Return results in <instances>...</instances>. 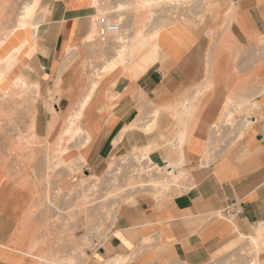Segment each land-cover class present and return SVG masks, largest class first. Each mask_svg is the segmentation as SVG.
<instances>
[{"label":"crops","instance_id":"1","mask_svg":"<svg viewBox=\"0 0 264 264\" xmlns=\"http://www.w3.org/2000/svg\"><path fill=\"white\" fill-rule=\"evenodd\" d=\"M92 1L41 0L46 13L39 30H22V36L20 32L12 35L1 48L4 58L19 49L5 70L6 86L23 79L49 97L61 75L57 96L80 95L86 78L76 75L74 69L64 70L63 65L71 50L83 47L96 11ZM233 11L232 32L238 42L246 45L264 39V0H234ZM158 46L161 60L143 76H128L120 66L99 80L81 120L90 137L82 148L85 166L95 167L122 148H148L157 166L181 170L180 181L188 186L163 204L141 199L127 207L107 240L110 248L104 251L134 255L135 264H162L169 258L199 263L218 251L249 245L251 236L260 237L259 229L264 233V58L253 68L250 59L239 64L244 78L251 71L254 74L253 86L240 95L249 104L244 114L236 115L234 125L220 122L221 135L214 122L226 113L231 93L220 89L206 106L208 115H199L203 107L198 99L219 80L206 66L208 41L204 34L188 24L174 23L161 31ZM207 75V83L210 79L214 88L206 89L207 83L200 86ZM139 93L161 104L152 121L140 125L143 133L133 128ZM150 109L148 106L147 111ZM166 112H172L173 118ZM25 198L0 168V264H37L31 255L11 245ZM228 207L240 212L227 214ZM242 239H248L247 243ZM260 247L257 256L264 251V235Z\"/></svg>","mask_w":264,"mask_h":264},{"label":"rangeland","instance_id":"2","mask_svg":"<svg viewBox=\"0 0 264 264\" xmlns=\"http://www.w3.org/2000/svg\"><path fill=\"white\" fill-rule=\"evenodd\" d=\"M30 1L32 0H0V38L15 26L22 6ZM137 1L98 0L97 18L106 16L114 21L120 18L122 20L120 21V24L122 22L121 31L125 32L124 36L129 37L126 38L128 43L132 42L133 37H136L138 33L148 34L158 25L162 31L169 25L182 22L200 30L208 41L206 66L218 76L219 80L215 88L205 92L200 99L203 112L199 115L202 117L208 115L204 112L206 106L213 101L214 95L220 89L231 93L237 102L242 98L240 95L253 86V71L244 78L241 71H238V66L243 60L247 62L250 59L253 68L260 59L264 58V49L260 50L264 39H254L246 45L238 42L232 32V25L236 19L235 12L229 9L234 0H214L216 3L210 6L209 1L206 0H181L179 2L178 0H162L163 2L159 1L153 5L152 15L149 14L151 18L148 17L146 20H141ZM121 4L124 5L123 10L116 11V7ZM42 10L43 8H40V12L36 14L41 22L45 18ZM138 14L141 19L137 17ZM36 16L35 19L38 20ZM141 21H144L142 26ZM97 26L96 21V41L85 43L82 48H75L77 52L71 50L65 58V66L63 65L64 70L74 69L76 75L86 78V88L81 87L84 90H81L80 95H58L59 97L55 96L52 100L51 97L49 99L48 96L32 93L33 96L29 99L12 100L4 99L0 92V98H3L0 99V168L5 171L8 180L26 195L24 201L21 202L22 207L19 208L18 225L11 245L24 253L29 251L27 253L36 260L37 264H52L41 257L47 253L55 258H66L72 254L77 262L75 264H102L109 254L104 251L105 247L110 248L107 240L113 233L120 215L127 207L136 204L141 199L163 204L188 186L187 182L181 181L179 184L170 185L164 192L157 193L156 189L148 184L147 176L134 175L138 166L147 165L148 160L140 162L137 152L126 148L120 149V152L117 150V153L114 152L106 161L95 167H86L84 163H77L76 169L70 171L67 164L62 163L58 169H55L56 171L53 170L48 177L45 176L47 174L46 160L49 155H52L49 151L53 149L55 140L57 141L60 136V130H63L67 116L73 112V107L89 89L91 80L98 79L96 81L99 82L101 77L110 73L105 70L104 63L115 53L116 34L109 33L102 38L99 34V26ZM207 80L208 75L200 86H204ZM3 87L4 84H1V88ZM139 96L140 104L138 103L137 118L133 125L137 132L143 133L144 129L140 125L152 120L161 104L149 100L143 93H139ZM34 98L37 100L35 101ZM235 102L233 104H236ZM148 106L151 107L150 112L147 111ZM161 113L164 114V111L161 110ZM165 114L173 118L172 112ZM242 114H244V109L235 112L231 125L235 124L236 115ZM224 118L225 114H221L214 124L225 122ZM81 120L82 118L80 123ZM48 121L56 122L51 127ZM31 124L35 126L34 129L31 128L33 127ZM217 127L216 131L223 135V129H220L219 125ZM48 129L49 132H47ZM240 131L242 132L241 128ZM33 132L36 133L35 137L31 136ZM22 134L24 136L26 134V138H23ZM27 137L29 143L26 142ZM66 139L65 144L68 146L79 143L80 140L72 141L69 137ZM12 145L14 148H11ZM16 145L17 148H15ZM68 150L69 152L63 155L65 160L70 158L76 160L78 155H84L83 150L76 146ZM112 167L114 170L111 169ZM152 171L156 172L157 169L153 168ZM163 171L165 172V169ZM87 174L93 175L87 177ZM94 179L97 185L91 194L86 184L94 182ZM88 191L90 196L87 194ZM247 241L248 239L241 240L242 243H247ZM254 256L255 251L250 249L249 245L242 247L241 244L233 250L221 253L218 251L199 263L180 258H169L162 264H248ZM257 258L260 264H264V251Z\"/></svg>","mask_w":264,"mask_h":264},{"label":"bare ground","instance_id":"3","mask_svg":"<svg viewBox=\"0 0 264 264\" xmlns=\"http://www.w3.org/2000/svg\"><path fill=\"white\" fill-rule=\"evenodd\" d=\"M94 1V0H93ZM92 1V3H93ZM97 1L98 0H95L94 1V9L96 10L94 13H93V17H92V22L90 24V27H89V30L86 32L85 36L83 37V45L85 43H90V42H94L96 41L95 40V37H96V21L98 22V18H97V9H96V6H97ZM159 1L163 2L162 0H138L136 5L139 9H137V11L140 13V18L139 17V14L137 17H139V19L141 20H146L148 17H150L149 14L152 15V12H153V5L154 4H157ZM169 1H175V0H169ZM168 1V2H169ZM177 1V0H176ZM181 1V0H178V2ZM189 1V0H188ZM192 1V0H191ZM206 1H209V6L210 5H214L216 3V1L214 0H206ZM167 2V1H166ZM91 3V4H92ZM176 5V4H175ZM124 5L121 4L119 6L116 7V11H120V10H123V7ZM207 6V5H206ZM136 7V8H137ZM40 8H43L42 7V4H41V0H32L28 3H26L25 5L22 6V10L21 12L19 13V17L17 19V23L15 24V26L8 31L6 33H4L2 35V37L0 38V52L1 51V48L2 46L6 43V41L14 34H17L18 32H20V35L22 36L21 34V31L22 30H27L28 28L32 27V29H34L36 32L39 30L40 28V19L37 18L36 14L37 12L39 11ZM230 11L233 10V2L230 4V7H229ZM155 10V9H154ZM228 10V9H227ZM44 11V15L46 13V10L45 8H43ZM40 12V11H39ZM42 14V13H40ZM43 15V14H42ZM206 15V14H205ZM35 16L38 20L35 19ZM43 17V16H42ZM151 18V17H150ZM138 19V20H139ZM42 20V19H41ZM149 20V19H148ZM185 20V19H184ZM120 21H122L120 18L117 20V22L120 23ZM182 21V20H181ZM144 21H141V26L144 25L143 23ZM186 22H187V19H186ZM201 22V21H200ZM122 24V22H121ZM200 24V23H198ZM197 24V25H198ZM146 25V23H145ZM148 25V24H147ZM163 26V24H162ZM190 26V25H189ZM98 27V26H97ZM142 28V27H141ZM164 28V27H163ZM153 30V31H152ZM148 34H143L142 32L141 33H138V35H136V37H133L134 39L132 40V42L130 41V43H128L126 41V38H129V37H126L124 36V33L123 31H121V29L113 34H116L115 36V40H114V49H115V53L113 54V57H111L110 59H107L108 61L106 63H104V68L105 70L111 72L113 70H115L116 68L120 67V66H124V69L126 72H127V75L128 76H131L133 78H139L140 76H143V74L145 72H147V70L153 65L155 64L156 62H158V60H161V56H160V53H159V46H158V37H159V34H160V25H158L155 29H152ZM140 32V31H139ZM212 33V32H211ZM19 35V36H20ZM112 35V34H111ZM110 35V36H111ZM113 36V35H112ZM114 37V36H113ZM13 39V38H12ZM97 39V38H96ZM104 41V40H103ZM7 44V43H6ZM13 44V43H12ZM86 44V46H88ZM15 45V44H13ZM82 45V46H83ZM6 47V46H5ZM112 47V46H111ZM69 48V47H68ZM4 49V48H3ZM11 50V48H10ZM19 50V49H18ZM18 50L15 51V54L18 52ZM24 50V49H23ZM22 50V51H23ZM75 50V49H74ZM73 51V50H72ZM76 51V50H75ZM77 52V51H76ZM15 54H10L7 58H4L3 56H1V53H0V92L3 94V98L4 99H14V100H24V98H28L29 97H32V93L38 95L40 94L39 93V88L28 83L27 81L23 80V79H17L16 81L14 80V82H12L11 86L7 87L6 85V79H5V70L7 69V67L9 66L10 62L12 61V59L15 57ZM24 54V53H23ZM77 54V53H76ZM17 55V54H16ZM66 58V57H65ZM72 60V59H71ZM70 60V61H71ZM12 63V62H11ZM15 64V63H14ZM67 65V64H66ZM65 66V65H64ZM103 67V66H102ZM61 68V67H60ZM10 69V68H9ZM15 70V69H14ZM103 72V71H102ZM124 72V71H122ZM88 73V72H87ZM125 73V72H124ZM15 74V73H13ZM18 74V73H17ZM108 74V73H106ZM102 76V75H101ZM212 76V74H211ZM210 76V77H211ZM14 78V77H13ZM12 78V79H13ZM102 78V77H101ZM213 78V77H212ZM89 80V79H88ZM98 80V79H96ZM96 80H91L92 83H90L91 85L89 86V89L86 90V92L84 93V95L81 96V98L78 100L79 102L77 103V105L75 107H73V112L67 116L68 118L66 119V122L65 124H63L64 126L62 127L63 130L60 134V136L58 137L57 141L55 140V145L53 147V149H51L49 151V153H52V155L48 156L47 157V171L45 174L46 177L49 176V174L54 170L56 171L55 169L59 168V166L62 164V163H66L67 164V167L70 169V171H74L76 169V164L78 163H86V158L83 154H81L80 156L78 155V159H73V158H70L69 160H65V158L63 157L64 154H67L69 152V148L73 147V146H76L78 147L79 149H82L89 141V135L88 133L86 132V130L83 128L82 124L79 122L80 119L82 118V115H83V110L84 108L86 107L87 103L89 102V100L91 99V97L93 96V92L94 90L96 89L97 85H98V81ZM208 81V80H207ZM213 81V80H211ZM61 83H62V79H61V75L58 77L56 83H55V87H54V91L51 90V92L49 93V99L51 97V99L53 100V97L54 94L57 96V93H60L61 90ZM207 83V82H206ZM1 84H4V87L1 88ZM215 84V82H214ZM88 86V84H87ZM215 86V85H214ZM212 87V83L210 82V79H209V82L206 84V89L207 88H211ZM86 88V87H85ZM214 88V87H212ZM202 89V88H201ZM197 90H200L197 89ZM203 90V89H202ZM210 91V89H208ZM205 91V90H204ZM196 92V90H195ZM194 92V93H195ZM206 92V91H205ZM197 93V92H196ZM204 93V92H203ZM192 95V94H191ZM199 95L201 96L200 92H199ZM35 96V95H34ZM194 96V95H193ZM197 96H198V93H197ZM196 96V97H197ZM37 97V96H35ZM59 97V96H58ZM189 97V96H188ZM192 97V96H191ZM195 97V96H194ZM192 97V98H194ZM3 98H0V99H3ZM198 98V97H197ZM31 99V98H30ZM55 99V98H54ZM191 99V98H190ZM200 99V98H199ZM198 99V102L200 101ZM235 99L233 96H230L228 98V101L226 103V107H230V108H227L229 109L230 111L227 112L226 110V107H225V111L226 113L225 114V122L226 124H232V120L234 118V115H235V112L237 111H240L242 109H246L248 107V104L249 102L246 100V101H238L235 102ZM34 100L36 101L37 98H34ZM50 101V100H48ZM56 101V100H55ZM187 101H188V98H187ZM191 101V100H190ZM197 101V100H196ZM52 102V101H51ZM236 103V104H233V103ZM48 104V103H47ZM51 104V103H50ZM53 104V103H52ZM140 104V103H139ZM184 104V103H183ZM197 104V103H195ZM166 105V104H165ZM178 105V104H177ZM182 105V104H181ZM192 104H190V107H191ZM232 105H234V107H232ZM50 106V105H49ZM48 106V108H49ZM172 106V104H170V107ZM195 106V105H194ZM199 106V105H197ZM139 107V106H138ZM174 107V105L172 106ZM193 107V106H192ZM232 107V108H231ZM55 110H57L55 107H53ZM177 108V107H176ZM175 108V109H176ZM181 108V107H180ZM189 108V107H188ZM50 109V108H49ZM171 109V108H170ZM169 109V110H170ZM196 109V108H195ZM232 109V110H231ZM54 110V111H55ZM174 110V109H173ZM179 110V108H178ZM186 110V109H185ZM224 110V109H223ZM52 111V109H51ZM172 111V110H171ZM158 112V109L156 110V113L155 115L157 114ZM194 112V111H193ZM192 112V114H193ZM58 113V112H57ZM175 113V112H174ZM177 113V112H176ZM223 113V112H222ZM191 114V113H190ZM195 114V113H194ZM56 115V113H55ZM54 115V116H55ZM59 116V114H58ZM57 117V116H56ZM58 119V117H57ZM178 119V117H177ZM185 119V118H184ZM187 119V117H186ZM50 121L51 118H50ZM48 121V122H50ZM57 121V120H56ZM55 121V122H56ZM152 121V120H151ZM186 121V120H185ZM53 122V123H55ZM149 122V121H148ZM147 122V124H148ZM182 122V121H180ZM249 122V121H248ZM52 122H50L49 124H51V127H53V124ZM190 122H188L189 124ZM34 124V123H33ZM32 125V124H31ZM143 125V124H142ZM178 125V124H177ZM192 125V123L190 124ZM217 125H220V124H217ZM217 125L214 124V127L216 128L217 130ZM34 129V125H32ZM145 126H148V125H145ZM144 126V127H145ZM189 126V125H188ZM232 126V125H231ZM30 127V126H29ZM48 127V126H47ZM143 127V126H142ZM50 128V127H49ZM61 128V129H62ZM134 128V127H133ZM152 128V125L148 127V130ZM231 128V127H230ZM51 129V128H50ZM183 129V128H182ZM31 130V129H29ZM187 130V128H186ZM191 130V128H190ZM34 131V130H33ZM51 131V130H50ZM174 131V130H173ZM193 131V130H192ZM31 132V131H30ZM49 132V129L48 131ZM187 132V131H186ZM234 132V131H233ZM185 133V132H184ZM188 133V132H187ZM191 133V132H190ZM239 133V132H238ZM237 133V134H238ZM32 134V133H31ZM36 133L33 132V135H31L32 137H35ZM180 134V133H179ZM24 136V134H22ZM182 135V134H181ZM239 135L241 136L242 135V132L240 131ZM26 136V134H25ZM23 137V138H26V137ZM30 136V134H29ZM28 136V137H29ZM30 136V137H31ZM170 136V135H169ZM189 136V135H188ZM238 136V135H237ZM21 137V136H20ZM27 137V143H29V138ZM66 137H69L72 141L74 140H77V139H80L79 140V143H76V144H72L71 146H68L67 144H65V140ZM57 138V137H56ZM178 138V137H177ZM183 138V137H182ZM185 138V136H184ZM189 138V137H188ZM217 138V137H216ZM21 139V138H20ZM47 139V137H46ZM179 139V138H178ZM187 139V138H186ZM36 140H37V137H36ZM120 140V139H119ZM167 140V139H166ZM176 140V138H175ZM33 141V140H32ZM35 141V140H34ZM117 141V140H116ZM18 142V141H17ZM68 142V141H67ZM161 142V141H160ZM176 142V141H175ZM178 142V141H177ZM180 142V141H179ZM22 143V142H21ZM20 143V144H21ZM24 143V142H23ZM51 143V142H50ZM70 143V142H69ZM68 143V144H69ZM17 144V143H16ZM19 144V143H18ZM53 144V143H52ZM174 144V143H173ZM176 144V143H175ZM182 144H183V141H182ZM15 145V143L13 144ZM12 145L11 148H14V146ZM26 145V144H25ZM29 145V144H28ZM158 145V144H157ZM20 147V146H19ZM18 147V148H19ZM17 148V145L16 147ZM19 150V149H17ZM15 151V149L13 150ZM138 154V160L141 162L143 160H148V164L146 165H141L138 166V168L136 169L134 175H139V176H147L148 177V184L153 186L155 189H156V192L157 193H162L164 192L165 190H167L170 185H176V184H179V182H181V178L183 177V172L181 170L179 171H175L176 169H174V167L171 169V170H168V167L169 166H165V168H161L159 166H157V164L153 163L151 158H150V150L148 148H142V149H136L135 150ZM132 152V151H131ZM47 153V152H46ZM80 154V153H79ZM136 155V154H135ZM47 156V155H46ZM57 159V160H53V159ZM46 159V158H45ZM79 160V161H78ZM127 160V159H126ZM126 160H123L124 162ZM137 160V161H138ZM136 161V160H135ZM114 163V162H113ZM144 163V162H143ZM110 164V163H109ZM114 165V164H113ZM139 165V164H138ZM182 165V164H180ZM136 166V165H135ZM153 166V167H151ZM110 167V166H109ZM115 167V166H114ZM80 168V166H79ZM157 169L156 172H151L152 169ZM68 169V170H69ZM81 169V168H80ZM111 169L114 170V168L112 167ZM165 169V172L163 171ZM106 171H108L106 169ZM109 173V172H107ZM95 174V173H94ZM93 175V174H92ZM90 174H87V177L89 176H92ZM133 175V174H132ZM94 178V177H93ZM92 179V178H91ZM115 179V178H114ZM48 180V179H47ZM50 180V179H49ZM95 181L92 182V183H88L86 185H88V189L89 191H94V189L96 188V179H94ZM100 180V179H99ZM91 181V180H90ZM98 181V180H97ZM46 182V181H45ZM49 182V181H48ZM148 186V185H147ZM87 188V187H86ZM89 191L87 192V194L89 193ZM93 194V192L91 193ZM90 194V195H91ZM88 194V196H90ZM87 196V198H89ZM48 197V196H47ZM117 197V196H116ZM49 199V198H48ZM92 201V200H91ZM116 207V206H115ZM115 209V208H114ZM113 211V210H112ZM30 222V221H29ZM263 231V230H262ZM261 229H259V234H260V237H255V236H251L250 237V241H249V246H250V249L254 250L255 251V256L254 258L250 261V263L248 264H259V262L257 261V254L258 252L260 251L261 247H260V238L264 235V233H262ZM150 239V238H149ZM149 242V241H148ZM143 243V242H142ZM30 245H33V244H30ZM28 246V245H27ZM31 247V246H30ZM33 250V249H32ZM29 252V251H27ZM25 252V253H27ZM34 252V251H33ZM28 254V253H27ZM34 254V253H33ZM39 254V253H38ZM50 254V253H49ZM44 255V253H43ZM48 255V253H47ZM47 255H44V256H41L44 260H46L47 262L49 263H52V264H75L77 262H75V257L74 255L70 254V256L66 257V258H55L52 257L51 255L47 256ZM134 256V255H133ZM132 256V257H133ZM130 257V254L129 256L127 255H123V254H115V255H112L110 252L108 254V257L104 259L103 263L102 264H130L133 262V258ZM41 258V259H42ZM46 262V263H47Z\"/></svg>","mask_w":264,"mask_h":264},{"label":"built area","instance_id":"4","mask_svg":"<svg viewBox=\"0 0 264 264\" xmlns=\"http://www.w3.org/2000/svg\"><path fill=\"white\" fill-rule=\"evenodd\" d=\"M99 34L102 38H105L109 33H115L121 29V24L117 21L111 20L106 16H100L98 18ZM240 210H236L232 207L226 208V213H239Z\"/></svg>","mask_w":264,"mask_h":264}]
</instances>
